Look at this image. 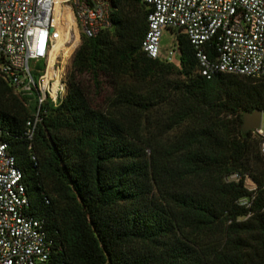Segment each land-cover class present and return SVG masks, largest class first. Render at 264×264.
Here are the masks:
<instances>
[{"label":"trees","instance_id":"obj_1","mask_svg":"<svg viewBox=\"0 0 264 264\" xmlns=\"http://www.w3.org/2000/svg\"><path fill=\"white\" fill-rule=\"evenodd\" d=\"M150 12L112 0V28L82 34L66 96L32 141L35 108L0 77V141L28 212L45 221L53 264H264V160L243 131L246 114L264 113V79L203 77L184 29L177 62L149 58ZM234 173L257 187L227 183Z\"/></svg>","mask_w":264,"mask_h":264},{"label":"built area","instance_id":"obj_2","mask_svg":"<svg viewBox=\"0 0 264 264\" xmlns=\"http://www.w3.org/2000/svg\"><path fill=\"white\" fill-rule=\"evenodd\" d=\"M142 1L151 7L143 43L149 58H160L165 29H184L203 77L264 79V0ZM112 26V0H0V77L27 105L35 97L26 129L30 141L45 107H58L66 96L68 62L82 34L94 38ZM211 41L216 42L215 58L207 51ZM175 57L169 51L164 59ZM252 133L264 160V119ZM225 180L257 187L240 173ZM254 199L238 204L250 210ZM29 205L23 173L9 145L0 141V264H53L45 221L31 216Z\"/></svg>","mask_w":264,"mask_h":264},{"label":"rangeland","instance_id":"obj_3","mask_svg":"<svg viewBox=\"0 0 264 264\" xmlns=\"http://www.w3.org/2000/svg\"><path fill=\"white\" fill-rule=\"evenodd\" d=\"M80 43H81V41H80ZM80 43H79V45H80ZM79 45H78V47H79ZM169 51H175L176 52V57L174 58V61L177 62L178 61V53H179L178 46H177V30H171V29H165L164 30L163 37H162V44H161V52L163 53L164 56H166L169 53ZM73 56H74V54H73ZM73 56L71 57V59L68 62L67 74L70 71ZM40 64H41V68H40V73L38 75H40L42 70L44 69V62L42 61ZM30 106H33L35 108V97L32 99Z\"/></svg>","mask_w":264,"mask_h":264},{"label":"water","instance_id":"obj_4","mask_svg":"<svg viewBox=\"0 0 264 264\" xmlns=\"http://www.w3.org/2000/svg\"><path fill=\"white\" fill-rule=\"evenodd\" d=\"M264 119L262 110H255L253 113H248L244 117L243 131L250 132L260 127Z\"/></svg>","mask_w":264,"mask_h":264}]
</instances>
